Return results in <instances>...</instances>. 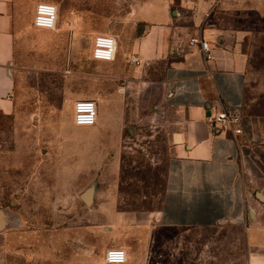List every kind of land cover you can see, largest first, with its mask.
<instances>
[{"label":"crops","instance_id":"crops-1","mask_svg":"<svg viewBox=\"0 0 264 264\" xmlns=\"http://www.w3.org/2000/svg\"><path fill=\"white\" fill-rule=\"evenodd\" d=\"M40 2L48 1L0 0V126L15 121L22 80L29 68L57 47L72 54L79 46V35L69 32L73 20L60 19V10L56 28L33 25ZM114 3L95 0L94 13L85 4L80 14L86 17L84 20L94 14L98 24L126 25V30L115 32L117 43L121 39L126 48H117L113 61L92 58L93 40L104 33L93 37L89 55L91 61L109 64L117 76L129 77L128 87L135 88L141 82L142 89H150L151 80L133 77L154 72V65L163 64L161 100L153 119L161 123L170 145L157 207L139 216L120 211L114 196L104 212L93 208L98 203V185L103 181V142L94 140L92 145L80 138L77 133L81 130L70 118L66 129L38 130L60 133L65 140L43 148V153L57 155L50 175L35 178L23 193L15 188V200L21 205L24 199L38 202L37 206L31 204L32 211L42 209L46 202L55 217L64 216L71 202H80L95 233L105 228L104 223L109 226L103 252L124 248L128 254L125 264H150L145 253L150 251L152 224L168 229L231 228L243 234L246 248L245 255L232 264H264V117L244 112L247 80L244 58L237 51L242 26L250 23L249 17H264V0H142L127 2L122 13ZM124 31L131 34L120 35ZM197 36L210 42V61L198 47L188 45L189 39ZM132 57L140 60L139 64L132 63ZM92 78L97 89L102 75L96 70L93 77L79 73L67 76L66 83H78L85 89L92 86L87 84ZM68 98L65 104L73 110L79 99L74 95ZM223 110L241 112L243 117L235 124L240 133L211 122ZM42 147L38 142L31 149L39 153ZM91 186H95V192L92 205L87 206L82 195ZM0 209L11 217H21L17 207ZM6 222H11L10 217ZM7 229L0 232V248L8 242Z\"/></svg>","mask_w":264,"mask_h":264},{"label":"rangeland","instance_id":"rangeland-1","mask_svg":"<svg viewBox=\"0 0 264 264\" xmlns=\"http://www.w3.org/2000/svg\"><path fill=\"white\" fill-rule=\"evenodd\" d=\"M47 1L58 5L60 19L73 20L74 24L68 25L69 32L79 35V46L72 54L69 49L59 51L57 47L47 58L41 57L33 69L29 68L22 80L16 119L0 126V206L9 210L17 207L22 221L6 230L10 235L6 247L0 248V264H106L102 248L110 233L108 225L104 223L105 228L95 233L80 202H71L60 217L52 214L46 202L42 209L32 211L31 204L37 206L38 202L24 199L21 205L15 200V188L23 193L31 188L32 180L50 175L57 155L43 153V148L65 138L60 133L38 130L66 129L67 120L73 119L74 105L72 110L65 103L68 96L74 95L98 104L96 125L78 127L81 131L77 133L92 145L94 140L103 142V181L98 185V203L93 208L104 212L117 196L120 211L139 216L154 211L163 190L170 145L161 123L153 119L161 100L163 64L154 65V72L133 77L151 80L150 89H142L141 82L135 88L128 87L129 77L117 76L109 64L91 61L89 55L96 34L114 36L119 29L126 30V25L98 24L94 14L84 20L80 12L88 4L87 9L94 13L95 0ZM140 1L115 0L114 5L122 13L127 2ZM248 21L237 43L247 80L244 112L264 117V17L252 15ZM128 34L131 33H120ZM120 40L119 51L125 47ZM95 70L102 75L97 89L93 78L87 79L92 86L85 89L78 83H66L67 76L79 73L93 77ZM38 142L43 145L39 153L31 149ZM27 196L30 198L29 193ZM150 231V251L145 253L150 264H232L246 251L243 234L231 228L168 229L152 224ZM138 256L141 260L144 257L141 252Z\"/></svg>","mask_w":264,"mask_h":264},{"label":"built area","instance_id":"built-area-1","mask_svg":"<svg viewBox=\"0 0 264 264\" xmlns=\"http://www.w3.org/2000/svg\"><path fill=\"white\" fill-rule=\"evenodd\" d=\"M59 17L58 7L49 2H40L37 4L34 12L33 25L40 29H54L56 28ZM188 45L192 48L198 47L203 54L206 61L213 59V51L210 42L201 37H191ZM118 48L117 39L110 34H98L93 40L92 58L97 61H113L116 57ZM134 64H139L140 60L132 57L131 60ZM242 114L239 110H223L217 113L211 122L218 124L224 129H231L236 134L240 133V129L235 127L239 123ZM98 120V105L92 99H79L74 103L73 121L78 127H92L95 126ZM124 254V259L118 258L109 259L110 253ZM128 260L127 251L122 247H113L106 251L105 262L106 264H125Z\"/></svg>","mask_w":264,"mask_h":264},{"label":"water","instance_id":"water-1","mask_svg":"<svg viewBox=\"0 0 264 264\" xmlns=\"http://www.w3.org/2000/svg\"><path fill=\"white\" fill-rule=\"evenodd\" d=\"M94 192H95V186H91L82 195V200L87 206L92 205ZM9 217L11 222L7 223L6 218ZM19 225H21L19 217H16L14 215L11 217V215L9 216V214L3 212L0 209V232L12 226H19Z\"/></svg>","mask_w":264,"mask_h":264},{"label":"clouds","instance_id":"clouds-1","mask_svg":"<svg viewBox=\"0 0 264 264\" xmlns=\"http://www.w3.org/2000/svg\"><path fill=\"white\" fill-rule=\"evenodd\" d=\"M113 258H118L120 260L124 259V254L122 252L120 253H110L109 254V259H113Z\"/></svg>","mask_w":264,"mask_h":264}]
</instances>
